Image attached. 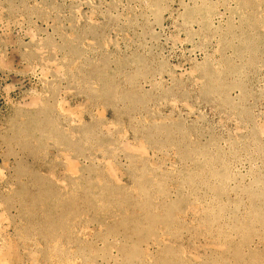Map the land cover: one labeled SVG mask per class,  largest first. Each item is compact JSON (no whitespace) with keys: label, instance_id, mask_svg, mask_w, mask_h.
<instances>
[{"label":"rangeland","instance_id":"1","mask_svg":"<svg viewBox=\"0 0 264 264\" xmlns=\"http://www.w3.org/2000/svg\"><path fill=\"white\" fill-rule=\"evenodd\" d=\"M0 264H264V0H0Z\"/></svg>","mask_w":264,"mask_h":264}]
</instances>
